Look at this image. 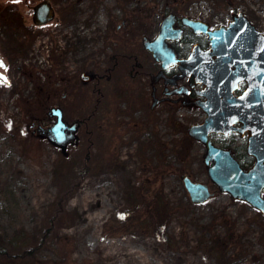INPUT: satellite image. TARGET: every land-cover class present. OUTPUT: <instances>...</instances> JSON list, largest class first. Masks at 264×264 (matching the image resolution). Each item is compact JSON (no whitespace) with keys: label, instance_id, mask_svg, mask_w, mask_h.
I'll use <instances>...</instances> for the list:
<instances>
[{"label":"rangeland","instance_id":"1","mask_svg":"<svg viewBox=\"0 0 264 264\" xmlns=\"http://www.w3.org/2000/svg\"><path fill=\"white\" fill-rule=\"evenodd\" d=\"M166 6L214 25L241 10L264 30V0H57L56 23L75 21L72 52L68 44L62 49L55 31L30 39L20 32L8 39L0 34V61L6 65L1 71L8 80L0 81V244L6 251L0 264H216L194 247L199 233L188 224V212L167 220L169 244L147 227L123 230L122 215L110 217L132 186L140 190V202L157 190L163 199L184 202V174L211 193L216 188L206 175L203 146L185 136L202 111L160 100L151 105L148 73L155 64L141 38L154 34L157 11ZM12 10L29 7L24 0H0V29ZM114 60L111 80L79 78ZM51 106L62 109L64 121L78 122L63 152L35 129L37 122H53L46 113ZM216 135L211 138L220 146L217 138L234 141L233 152L244 145L237 133ZM227 197L219 191L196 203L198 223L223 206L240 228L254 209L238 216L239 203ZM262 224L252 223L243 235L246 244L228 247L232 264H264V246L255 242L264 219Z\"/></svg>","mask_w":264,"mask_h":264},{"label":"water","instance_id":"2","mask_svg":"<svg viewBox=\"0 0 264 264\" xmlns=\"http://www.w3.org/2000/svg\"><path fill=\"white\" fill-rule=\"evenodd\" d=\"M33 11L34 16L35 7ZM33 20L42 21L36 17ZM181 21L192 31L205 34V48L193 43L186 55L175 56L174 49L166 44L167 39L180 36V28L172 25L171 13L159 21L151 39L141 38L142 46L161 61V67L177 63L179 73L165 78V83L175 84L176 78L187 75L197 84L192 105L202 111L203 117L188 124L186 133L203 146L202 160L209 181L264 215V30L260 31L241 10L231 11L224 23L212 27L205 20L186 15ZM159 75H163L161 69L152 79ZM88 77L87 73L79 74L80 79ZM0 81H8L1 71ZM173 89L186 91L183 85ZM155 102L153 97L151 105ZM46 113L54 117L53 122L45 127L37 122L35 129L63 152L74 139L78 122L64 121L59 106L49 107ZM229 133L244 137V151L252 158L251 164L243 166L230 148L211 138L212 134ZM181 180L190 201L199 203L210 196L206 184L187 175Z\"/></svg>","mask_w":264,"mask_h":264},{"label":"trees","instance_id":"3","mask_svg":"<svg viewBox=\"0 0 264 264\" xmlns=\"http://www.w3.org/2000/svg\"><path fill=\"white\" fill-rule=\"evenodd\" d=\"M185 136L188 140L189 138L191 139L189 135L185 134ZM239 147L242 148V150L234 153L235 156L241 159L240 162L243 166L251 164L252 158L246 155L244 145ZM239 147L236 148L239 149ZM170 150L172 151L173 148ZM82 169L85 170L86 166H83ZM129 190L131 193H127L125 204L119 207L115 214L110 216L111 218L118 219L121 215L123 216L122 219H120V221H122V223L119 224L120 228L125 227L123 230H127L134 226L147 227L156 232L157 239L164 244H169L170 236L164 231L167 220L173 214L177 216L188 212L190 213L188 214L189 217L187 216L188 224H192L194 226V232L199 233L194 239V247L214 257L213 259L216 264H232L231 256H233V253L227 252L228 247L235 244V242H238V245L246 244L248 240L245 239V241L243 235L248 231L253 222L263 225L264 215L254 210L251 216H244V219L240 222L241 225L239 228L234 225V219L228 217L223 206L214 209L207 221L198 223L197 219L192 214L193 207L196 203L190 201L187 197L184 202L169 201L168 199H163L157 190L153 192V197L149 199L144 198V200L147 201L140 202V199H142V196H140L141 193L138 192L140 190L136 186L130 187ZM217 193H219V190L215 188L211 195ZM227 198L230 202L239 203V209L237 208L238 216H242L244 210L250 207L244 201L233 199L229 195ZM263 229L255 236V242L259 243L261 246H264ZM104 234L112 235L113 232L112 230H106ZM5 252L4 246L0 244V254H5Z\"/></svg>","mask_w":264,"mask_h":264},{"label":"flooded vegetation","instance_id":"4","mask_svg":"<svg viewBox=\"0 0 264 264\" xmlns=\"http://www.w3.org/2000/svg\"><path fill=\"white\" fill-rule=\"evenodd\" d=\"M27 8L29 7V10L27 11H19V10H12L10 9L6 12L9 16V21L5 22V25L7 26L4 29H0V34L4 35V38L9 37L10 32L11 33H17L20 32L22 36L25 38H29L34 35H40L42 31H45L46 33H50L51 31H55V33H58V39L59 41H63L65 47L69 46L68 51L72 52V37L74 36V32L76 31V25L75 21H72L71 18L64 23H56L58 20V17L56 18V2L57 0H24ZM34 7L36 9V12L34 16L36 17V20H42L41 22H35L33 19L35 18L33 16L34 13ZM168 6H166L163 10L157 11V15L159 16V21L168 13L172 14V25L174 27L180 28V36L178 39H167L166 44L171 46L174 49L175 56L181 57L188 53L190 46L193 43H197L200 48H205L207 45V38L204 33L200 32H194L191 28H189L187 25L183 24L181 21V17L184 16L183 14L176 15L175 13L168 11ZM12 16L14 17V20H11ZM157 16V18H158ZM187 16V15H186ZM190 17V16H189ZM2 20H6L7 17L2 16ZM25 18H28V20H25ZM56 18V19H55ZM74 19V18H72ZM53 20V21H52ZM75 20V19H74ZM158 21V22H159ZM208 22L209 27L214 26V24L209 21ZM51 23L53 26H51ZM220 24V23H218ZM216 24V25H218ZM89 25L91 26V22H89ZM118 25V24H117ZM57 26V27H56ZM158 27V26H157ZM63 28L62 32L60 33V30ZM158 29V28H157ZM157 30L154 32L153 35L150 37H145L146 39H151L155 34ZM28 34V36L26 35ZM68 36V38H67ZM8 39V38H7ZM15 38H12L13 40ZM66 39V40H65ZM16 40V39H15ZM68 40V41H67ZM14 41H12L11 45ZM6 44V42H5ZM45 48H47V43H45ZM43 47V46H42ZM148 51V50H147ZM149 52V51H148ZM150 53V52H149ZM113 55L116 58V52L113 53ZM153 60V63L155 64V70L153 72L148 73V83H149V95L151 98L154 97L156 101L159 102H168V103H175L179 104L182 107L186 108H192V102L196 100L197 96L194 93V89L196 88L197 84L194 83L191 76H182L175 79V84H170L168 82H164V79L170 76H173L174 74H178L179 70L177 68V63H168L166 66L161 67L160 60H155L153 57H151ZM116 61L114 60L111 64H106L102 66L96 65L95 67H92V74L89 75L90 78L93 79H102L105 81H109L113 78V73L116 69ZM66 61L64 60V64ZM5 64L3 61H0V71L5 68ZM161 69L163 75H159L158 78L152 79V76ZM2 72V71H1ZM89 78V79H90ZM116 79V78H115ZM177 85H183L186 88V91L179 90L176 91L173 88L177 87ZM153 92V97L151 96V93ZM156 103V102H155ZM195 108V107H194ZM219 136V135H216ZM221 137V136H220ZM243 139V137H240ZM219 139V138H217Z\"/></svg>","mask_w":264,"mask_h":264},{"label":"built area","instance_id":"5","mask_svg":"<svg viewBox=\"0 0 264 264\" xmlns=\"http://www.w3.org/2000/svg\"><path fill=\"white\" fill-rule=\"evenodd\" d=\"M212 139H213V138H212ZM229 139H231V138L229 137ZM213 141L216 143V140H215V139H213ZM218 142L222 143V144L225 145V146H229V148L231 147V149L235 147V146H234V141H230V142H228V139H227V143H224V141H222V140H220V139H218ZM216 144H217V143H216ZM237 151H239V150H236L234 153H236ZM238 160H241V159L238 158Z\"/></svg>","mask_w":264,"mask_h":264}]
</instances>
